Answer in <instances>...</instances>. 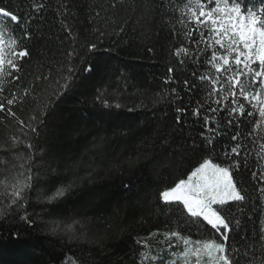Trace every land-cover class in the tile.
I'll use <instances>...</instances> for the list:
<instances>
[{
    "label": "trees",
    "instance_id": "trees-1",
    "mask_svg": "<svg viewBox=\"0 0 264 264\" xmlns=\"http://www.w3.org/2000/svg\"><path fill=\"white\" fill-rule=\"evenodd\" d=\"M235 2L244 11L264 7ZM199 3L207 10L212 0ZM0 7L19 18L0 14L19 68L6 64L0 76V264H178L189 244L223 241L182 205L161 201L203 159L229 167L246 197L230 202L223 241L230 257L238 250L239 264L264 261L257 242L264 77L231 61L228 72H216L211 54L225 52L196 22L197 0H0ZM235 71L243 95L228 83ZM207 139L213 143L202 145ZM237 145L239 155L231 152ZM37 170L39 181L13 196ZM69 184L64 198L49 201Z\"/></svg>",
    "mask_w": 264,
    "mask_h": 264
},
{
    "label": "snow or ice",
    "instance_id": "snow-or-ice-1",
    "mask_svg": "<svg viewBox=\"0 0 264 264\" xmlns=\"http://www.w3.org/2000/svg\"><path fill=\"white\" fill-rule=\"evenodd\" d=\"M212 4H214V7ZM212 4H209L208 9L205 10L204 4L199 3V0H197L196 22L205 24L208 28V34H211L214 45L224 48L225 52L235 54L234 64L237 68L243 64L244 69H247L254 78L264 77V7H261L259 11H253L251 8L244 11L241 8V4L235 2V0H212ZM0 14L4 17H9L13 22H19L18 15L6 10L4 7H0ZM7 32L8 29H6L5 25L0 24V76L3 75L5 63L11 69H14L15 72L19 71L13 59L5 61V43L10 46L14 44L11 39L5 40ZM12 34L14 35V31ZM103 34V32L100 33V35ZM95 48L96 45L92 44L90 50ZM14 55V49H10L8 56L13 57ZM27 55V51L18 53L21 58ZM70 55H75V53H70ZM218 59L222 63H215ZM211 61L217 73L221 72L222 69L224 72H228L231 67L229 57L221 55L218 58L215 51L211 54ZM255 61H258V70L250 67ZM88 70L91 71V68L89 67ZM73 72L72 68L68 69V76L65 77V83L61 86L63 90L71 87L70 81L72 80ZM240 75L239 71H235L228 78V83L240 86L241 95H243V85L239 79ZM230 95L234 96L235 93H230ZM14 102V99H8L7 105L11 106ZM2 110H4V104L0 103V111ZM181 111V109H177V112ZM259 116L264 118V107L260 108ZM179 120L180 117L177 116V122ZM40 124H45L43 119L40 120ZM32 131L36 132V129L33 128ZM232 139L235 140L237 137L234 135ZM205 143L212 144L213 141L211 139L202 141V145ZM238 149L239 145L232 147L231 152L239 155ZM212 150L214 149H209V151ZM227 155L225 153V156ZM170 163V161L165 162L167 165H170ZM232 167L238 168L239 164H233ZM39 179L40 173L38 170L34 174L26 175L23 182H18L13 196L22 195L21 190L29 187V181L35 183ZM124 187L131 190L129 185ZM71 188V184L57 188L55 193L48 197L49 201L54 202L64 198L71 191ZM241 191L237 187V183L234 182L229 167H223L220 163H214L211 159H203V162L198 163V166L194 167L186 178L180 179L174 186L162 191L160 195L166 203L175 202L182 205L190 217L196 218V223H199L200 218H202V221L210 225L211 229L222 235L223 241H227L229 236L225 230L229 229V218L233 216L230 202L245 201L246 197L241 194ZM22 218L26 219V217ZM239 225L240 221H237V227ZM233 231L235 232V229ZM72 232L74 235L75 230L73 229ZM172 235H178V233L174 232ZM223 241L217 242L215 239L205 240L202 243V247L193 249L192 251L196 253L198 258L197 264H199L201 254L207 255L211 264H239L238 250L234 257H230L229 250L226 249ZM257 242H264V232L259 233ZM184 243L187 245L190 241L185 239ZM200 243V241H197L198 245ZM261 264H264V261H261Z\"/></svg>",
    "mask_w": 264,
    "mask_h": 264
},
{
    "label": "rangeland",
    "instance_id": "rangeland-1",
    "mask_svg": "<svg viewBox=\"0 0 264 264\" xmlns=\"http://www.w3.org/2000/svg\"><path fill=\"white\" fill-rule=\"evenodd\" d=\"M224 49V48H223ZM9 47L5 44V61H7L10 57L8 56V51H9ZM225 52V50H224ZM225 55H227L229 57V60L231 62H234L235 59V54L234 53H228L225 52ZM253 63H258V61H255ZM7 63H5L6 65ZM261 107H264V100L261 101ZM260 107V108H261ZM161 201L165 202L163 200V198L161 197ZM166 203V202H165ZM198 247H202V244H189L188 248L186 251L182 252L179 256H178V264H197V255L194 251H192L193 249H196ZM169 264V263H166ZM199 264H211L210 259L208 258L207 255L205 254H201L200 258H199Z\"/></svg>",
    "mask_w": 264,
    "mask_h": 264
}]
</instances>
